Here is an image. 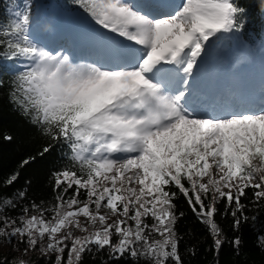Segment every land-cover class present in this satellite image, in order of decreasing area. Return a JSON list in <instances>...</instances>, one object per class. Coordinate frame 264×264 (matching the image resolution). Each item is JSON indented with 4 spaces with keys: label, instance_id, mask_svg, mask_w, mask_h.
Here are the masks:
<instances>
[{
    "label": "snow or ice",
    "instance_id": "6c2138e0",
    "mask_svg": "<svg viewBox=\"0 0 264 264\" xmlns=\"http://www.w3.org/2000/svg\"><path fill=\"white\" fill-rule=\"evenodd\" d=\"M76 3L122 39L129 62L77 63L49 50L32 35V0H11L0 19L9 102L68 154L52 174L48 206L23 203L27 189L3 191L18 171L0 181V243L24 256L38 252L45 264H83L99 252L106 253L100 264H184L182 196L219 264L226 234L217 216H230L238 232L256 220L249 210L264 208V105L200 115L189 104V82L211 41L243 31L245 8L239 0H176L159 13L134 0ZM5 83L0 78V89ZM228 242L237 252L243 243L239 235ZM258 246L264 250V235ZM187 251L195 257V246ZM0 264L30 262L0 253Z\"/></svg>",
    "mask_w": 264,
    "mask_h": 264
},
{
    "label": "trees",
    "instance_id": "16d2710c",
    "mask_svg": "<svg viewBox=\"0 0 264 264\" xmlns=\"http://www.w3.org/2000/svg\"><path fill=\"white\" fill-rule=\"evenodd\" d=\"M11 0H0V19L6 17V8ZM33 26L38 27L43 39L56 40V26L53 24L52 14L59 15H84L91 20L87 13L76 3V0H32ZM245 13L241 19L245 20V27L242 32L236 33L245 44L249 52H256L264 49V0H239ZM41 7V9L39 8ZM222 44L226 51H231L234 46L233 40L222 37ZM50 48V47H49ZM237 55V54H236ZM10 65L5 63L0 66V78L6 83L0 89V181L8 177L13 172H19L18 180L9 188L3 191L9 195L15 191L27 189L29 200L37 203H54L53 199V177L52 174L62 168L67 163L68 148L63 143H52L50 139L42 133L40 129L33 126L27 118L14 109L9 102L7 81L12 73ZM11 136V140L5 139ZM52 144L50 151L41 155L43 149ZM31 159L30 163L20 167L25 159ZM251 191L248 197L251 198ZM177 212H183L177 230L183 237L180 243V252L184 264H215L217 257L208 249L211 247L212 238L205 227L199 223L186 200L180 196L176 200ZM221 209L223 205H220ZM16 215V212H12ZM249 217L256 215V220L251 219L243 224L238 232L231 228L232 218H222L217 216L218 222L224 228L226 242L219 254V264H264V250L258 246V236L264 235V208L259 210L253 208L247 213ZM80 233H77L79 235ZM239 235L243 241L239 251L228 241ZM192 246L196 248V255L192 257L188 249ZM22 250L23 244L19 245ZM0 253L12 259L18 257L30 262V264H45L39 259L38 252H30L27 256L23 252H13L12 245L0 243ZM66 255V254H65ZM105 252H99L93 261L90 254L84 256L83 264H100L101 257H105ZM54 259V257H53Z\"/></svg>",
    "mask_w": 264,
    "mask_h": 264
},
{
    "label": "rangeland",
    "instance_id": "374dc122",
    "mask_svg": "<svg viewBox=\"0 0 264 264\" xmlns=\"http://www.w3.org/2000/svg\"><path fill=\"white\" fill-rule=\"evenodd\" d=\"M166 2L164 5L161 1L156 0H134V2L138 3H148L152 5H158L159 12L168 11L169 6L174 4L176 0H163ZM41 9V7H39ZM53 21L55 24L57 31L56 37L58 39L52 41L51 45H54V49L48 48V42H42L40 31L38 27L32 28V35L34 40L39 42L42 46L48 48L49 50H64L69 54H74L76 56H80L79 58L83 60L84 63H94V62H102L109 65H114L116 63H123L122 57L124 53V46L119 44V46L114 45L112 40L108 38V36H103L100 34V26L94 27L90 20L84 17H80L78 15L66 16V15H55L53 13ZM86 28H91V30H87L86 34L83 35L82 31H85ZM78 29L80 36L76 37L74 34V30ZM92 32V31H94ZM110 33V32H108ZM96 34L102 36L98 37ZM68 36L71 40L68 39ZM61 39V40H60ZM86 40V42L79 43V40ZM46 41L48 38L45 39ZM59 42H56L58 41ZM220 41L219 39H217ZM66 43L70 49H64L62 47ZM112 48L114 52L113 55H108L107 52ZM240 49H244L243 46H239ZM71 50V51H69ZM221 50L220 46H218V54ZM241 51V50H240ZM72 52V53H71ZM225 55L229 56L232 71L238 73V77L234 82V85L239 89H231L232 85L227 82H222L220 79L221 74H223V67H219V75H213L214 84L209 87V93L207 102H213V106L211 107L212 115H227L231 112H240L247 110H257L262 105H264V50L259 53H249L246 50H243L242 56H246L247 58H240L238 62H233L232 58L234 53L227 52ZM89 53H93V55H89ZM211 52L207 49L206 54L202 57L197 70L195 71L194 76L192 77L195 88L191 89L192 92H195L199 95H195L197 100L205 101L206 94L202 92L203 86L206 82L210 81L208 75L210 73V66H213V62H210V54ZM88 56V57H87ZM92 56V57H91ZM129 62V57L126 59ZM227 66V67H228ZM253 66L256 67V70H253ZM229 67L226 68L225 73L227 75H231L233 73ZM242 76H246L245 83L242 82ZM229 78V77H227ZM230 79V78H229ZM218 85L226 86V90L223 91ZM175 86V85H174ZM192 109V108H191ZM209 108L206 109V112ZM207 114V113H206Z\"/></svg>",
    "mask_w": 264,
    "mask_h": 264
},
{
    "label": "bare ground",
    "instance_id": "6f19581e",
    "mask_svg": "<svg viewBox=\"0 0 264 264\" xmlns=\"http://www.w3.org/2000/svg\"><path fill=\"white\" fill-rule=\"evenodd\" d=\"M96 36H98V37H101L102 38V36H100V35H98V34H96ZM81 42H86V40H80ZM243 50L244 49H241V52L243 53ZM113 51H112V48L111 49H109V51L107 52V54L108 55H113ZM211 55H213L214 56V53H211ZM88 57V56H87ZM128 57L125 55V57L124 58H122L123 59V63H127V59ZM229 65H231V64H229ZM223 67V74H222V76H223V79H226V77H229L230 78V84L232 85V87H231V89H239V88H237L235 85H234V82H235V80L237 79V77H238V73L237 72H234V71H232V69L230 68V66H229V69L233 72V73H231V75H227L226 73H225V70H226V68H228L227 66V64H226V62H219V61H217L215 64H213V66H210L209 67V69H210V73L211 74H209L208 75V78H210V81H208V82H206V84L203 86V88H202V92H203V94L205 93L206 94V97H205V101H202V100H197V97L195 98V95H199V94H197V93H195V92H192L191 91V89H193V88H195V85H194V83H193V80L191 79L190 80V82H189V84H190V95H189V104H190V106H191V108H192V110H194L197 114H199V113H201L202 115H205L206 113L207 114H210L211 113V107L213 106V102H210L209 103V101L207 102V99H208V96L210 95V93H209V87L210 86H212L213 84H214V81H213V75L214 74H216V73H219V67ZM253 70H256V67L255 66H253ZM263 70H264V67H263ZM180 75H182V74H180ZM242 77H244V76H242ZM179 80V76H176L175 77V79H174V81H173V85H175L176 84V82ZM223 91H225L226 90V86H224V85H218ZM207 108H209V110L206 112V109Z\"/></svg>",
    "mask_w": 264,
    "mask_h": 264
}]
</instances>
